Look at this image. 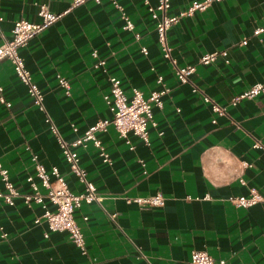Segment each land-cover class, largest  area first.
Here are the masks:
<instances>
[{"label":"crops","instance_id":"obj_1","mask_svg":"<svg viewBox=\"0 0 264 264\" xmlns=\"http://www.w3.org/2000/svg\"><path fill=\"white\" fill-rule=\"evenodd\" d=\"M193 1L198 0H170L168 13ZM42 2L52 12H62L72 0H0V43L10 38L17 19L39 21L37 3ZM156 3L89 0L19 49L43 92L47 111L67 140L98 118L111 116L103 97L109 75L118 76L129 95L133 86L145 96L159 89L158 74L170 90L162 96V107L153 106L156 125L149 126L148 144L130 132V148L108 125L96 134L110 163L92 142L78 147L80 163L102 195L100 203H82L75 212L86 252L66 231L49 229L42 218L35 222L42 204L27 205L20 196L14 204L0 198V226L6 233L3 236L0 229V264H149L142 254L153 264H185L192 249L206 250L215 264H264V91L231 102L249 85L264 80V35H252L254 27L264 24V0H213L205 10L170 27L172 56L178 64L195 65L185 83L176 78L157 42L148 12ZM123 15L134 30L124 28ZM93 49L105 58L104 66L96 64ZM215 49H226L229 62L221 56L209 64L199 62L203 53ZM58 74L69 80L68 92ZM0 84L9 102L0 100V160L13 185L27 192L32 189L28 176L40 181L34 153L47 171L57 166L70 189L81 191L83 184L70 172L43 112L6 58L0 60ZM193 84L225 104L226 113L213 112ZM256 140L260 145H254ZM252 187L262 200L237 206L227 199L247 195ZM40 190L45 193L44 187ZM157 191L164 196L163 205L141 208L125 200L127 195ZM43 199L51 206L46 195ZM107 211L117 212L115 221Z\"/></svg>","mask_w":264,"mask_h":264},{"label":"built area","instance_id":"obj_2","mask_svg":"<svg viewBox=\"0 0 264 264\" xmlns=\"http://www.w3.org/2000/svg\"><path fill=\"white\" fill-rule=\"evenodd\" d=\"M87 1L89 0H72L70 7L62 12H52L45 2L37 3V15L40 17V20L32 22L24 18L17 19L13 23L10 38L4 39L3 42L0 43V60L6 58L11 62L14 72L20 81L25 84L27 93L30 95L37 108L43 112L44 121L48 124L51 132L55 134L61 148V153L69 166L70 172L83 184V189L81 191H72L64 178V175L59 171L57 166L53 165L51 170L47 171L42 163L38 161L36 154L31 153V158L34 162L36 173L40 181L37 183L32 176H28V180L32 187L31 191H20L13 185L9 176L8 168L0 160V180L4 186V190L0 189V198L9 204H14V198L20 196L27 205H31L32 203L42 204L44 210L41 215L35 218V222H39L42 218L46 221L49 229L66 231L71 241L82 252H86V242L84 239V233L76 219L75 212L82 203H100L102 195L99 193L94 182L88 177L87 170L81 165L78 147L84 146L90 141L98 148L102 160L110 163L111 157L96 134L99 130L107 129L108 125H112L118 135L125 139L126 142L130 143V148L134 147L128 136L130 132L148 144L149 126L156 125L153 116V106L162 107V96L170 90V87L163 81V76L158 74L156 81L161 85L159 89H153L147 96H145L140 88L133 86L129 95L126 93L121 79L116 75H109V90L103 95V97L111 111V116L98 118L94 123L84 129L82 133L78 134L71 140L63 138L59 132L57 124L53 121L51 115L46 109L43 92L33 80L32 73L26 66L24 57L20 54L19 49L27 46L33 37L54 24L71 9L78 7ZM212 1L213 0L193 1L187 7L172 14L168 13L171 6L170 0H157L155 5L148 6L150 17L155 21L157 42L162 55L172 62L174 74L181 83L190 81V74L195 70V65L192 63H177L176 59L171 54V46L168 43L167 36L168 30L182 17L191 16L198 10H205ZM115 6L121 10L119 4L115 3ZM123 18L125 20L124 28L131 31L134 30V25L129 17L123 15ZM2 20L3 17L0 14V21ZM252 35H264V24L254 27ZM134 36L136 40H139V33H135ZM246 43V38L241 41L242 45H245ZM140 50L143 54H147L148 52L146 46H141ZM91 54L96 58L97 65H105V58L99 56L96 49H93ZM220 56L224 58L226 63L229 62L226 49H215L205 52L199 57V62L202 64H209ZM57 76L60 85H62L65 88V91L68 92L69 80L64 75L58 74ZM192 87L193 91L200 93L203 100L210 104L213 112L217 114L226 113L227 110L225 104L217 102L209 94L201 91L195 84H193ZM2 90L3 87L0 84V100L9 104L4 98ZM261 91H264V80L249 85L243 91L233 96L231 102L235 103L242 97H253ZM212 120L215 121V118ZM254 145H260V142L256 140ZM40 186L44 187L45 193L40 190ZM44 195L49 198L51 206L44 202ZM227 199L237 206H248L262 200L263 196L256 188L252 187L247 195H229ZM125 200L128 203L135 202L141 208L164 204V196L161 191H157L154 194L147 196L127 195L125 196ZM106 213L112 221H115L117 214L116 211H107ZM82 218L87 220L88 216L84 214L82 215ZM0 229L2 231L1 234L5 236L6 233L2 230V226H0ZM142 256L149 264H153L144 254H142ZM218 261L219 263L224 262L223 259H219ZM215 262V258L206 250L192 249L185 264H215Z\"/></svg>","mask_w":264,"mask_h":264}]
</instances>
